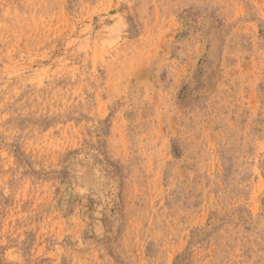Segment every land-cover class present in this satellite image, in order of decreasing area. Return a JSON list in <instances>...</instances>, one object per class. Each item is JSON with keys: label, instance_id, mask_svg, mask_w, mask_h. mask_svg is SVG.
<instances>
[{"label": "rangeland", "instance_id": "374dc122", "mask_svg": "<svg viewBox=\"0 0 264 264\" xmlns=\"http://www.w3.org/2000/svg\"><path fill=\"white\" fill-rule=\"evenodd\" d=\"M0 264H264V0H0Z\"/></svg>", "mask_w": 264, "mask_h": 264}, {"label": "bare ground", "instance_id": "6f19581e", "mask_svg": "<svg viewBox=\"0 0 264 264\" xmlns=\"http://www.w3.org/2000/svg\"><path fill=\"white\" fill-rule=\"evenodd\" d=\"M81 155V154H80ZM87 155H89V154H87ZM82 156V155H81ZM87 157V156H86ZM85 157V158H86ZM78 158V157H77ZM76 158V159H77ZM84 158V157H83ZM103 158V157H102ZM83 164V163H82ZM87 166V165H86ZM114 166V165H113ZM110 167V166H109ZM77 168V167H76ZM85 169V168H84ZM79 170H80V168H79ZM118 170V169H117ZM78 172V171H77ZM95 173H97V171L95 172ZM112 173V172H111ZM119 173V172H118ZM87 175H90L91 174V169L89 168L88 170H87V173H86ZM98 174V173H97ZM119 176V175H118ZM76 177V176H75ZM80 177V176H79ZM74 178V177H73ZM120 178V177H119ZM120 180V179H119ZM78 181H79V179H78ZM96 181V180H95ZM75 182V181H74ZM97 182V181H96ZM120 183V182H119ZM94 185V184H93ZM81 189V188H80ZM74 192V191H73ZM105 192V191H104ZM112 192V191H111ZM117 192V191H116ZM79 193V192H78ZM87 193V192H86ZM89 194L91 193V190H90V192H88ZM109 193V192H108ZM76 194V193H75ZM88 194V195H89ZM116 194V193H115ZM94 195V194H93ZM108 196V195H107ZM110 196V195H109ZM111 197V196H110ZM91 198V197H90ZM104 198V197H103ZM113 198V197H112ZM115 199V198H114ZM74 200V199H73ZM102 200V199H101ZM111 200V199H110ZM109 201V200H108ZM102 202V201H101ZM100 202V203H101ZM116 202V201H115ZM108 203V202H107ZM111 204V203H110ZM71 205V204H70ZM108 205V204H107ZM99 209H100V207H98ZM104 208H106V207H104ZM109 212V211H108ZM99 215V214H98ZM100 215H101V213H100ZM110 215V214H109ZM111 217V216H110Z\"/></svg>", "mask_w": 264, "mask_h": 264}]
</instances>
